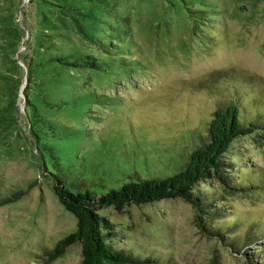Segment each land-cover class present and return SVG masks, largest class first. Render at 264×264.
Returning a JSON list of instances; mask_svg holds the SVG:
<instances>
[{
  "label": "rangeland",
  "instance_id": "obj_1",
  "mask_svg": "<svg viewBox=\"0 0 264 264\" xmlns=\"http://www.w3.org/2000/svg\"><path fill=\"white\" fill-rule=\"evenodd\" d=\"M39 3L0 0V264H46V249L76 229L54 192V175L70 189L98 194L138 176L171 175L200 145L216 108L237 103L242 119L264 117L262 0H88L82 29L60 25L66 35L45 42L41 55L72 50L87 59L83 69L37 70L36 112L55 124L41 135L55 156L42 148V158L23 114L21 59H38L32 32ZM44 76L56 83L51 93L42 88ZM12 79L20 81L12 108L22 126L14 129L2 107ZM222 161L232 185L250 189L199 182L198 189L220 196L222 211L202 219L232 227L231 235L250 230L262 243L249 251L264 259V132L235 139ZM98 213L111 245L137 260L127 264H246L242 253L202 232L180 197ZM81 258L74 242L51 264Z\"/></svg>",
  "mask_w": 264,
  "mask_h": 264
},
{
  "label": "trees",
  "instance_id": "obj_2",
  "mask_svg": "<svg viewBox=\"0 0 264 264\" xmlns=\"http://www.w3.org/2000/svg\"><path fill=\"white\" fill-rule=\"evenodd\" d=\"M262 1L264 3V0ZM88 4V0H40L39 7L36 8V27L33 28L32 32L34 43L39 46L35 50L38 59L26 54H23L21 58L23 59L22 62L25 63L24 76L27 80L24 90L25 113L23 114L26 119V126L33 134L36 151L40 153L42 158H44L43 152H41L42 148L55 156L53 153L54 146L45 142L41 136L46 133L44 132L45 127H55V124L52 118L42 119L40 113L36 112L37 103H40L33 100L36 94L40 93L35 87V82L37 83L39 80L37 70H43L46 67L55 72L59 68L83 69L87 59L80 48V52L70 50L68 54L60 52L43 59H41V55L45 51V42H60L57 38L66 35V33L59 31L60 25L65 28L74 26L77 31L82 29L80 16L84 15L83 10L89 6ZM52 44L50 43V45ZM44 77L46 82L42 88H46L47 92L51 93L56 83L53 79H49L50 77ZM19 83L20 81L17 79L10 80L12 86L9 89V95L6 96L7 102L2 106L7 109L4 113H9L10 127H12L10 129L22 127L20 122L14 121L18 110L12 108L13 98L16 96ZM241 108L242 106L237 103L216 108L206 127H204L206 133L201 136L200 145L190 151L185 164L171 175L163 177L138 176L136 180L125 181L120 187L111 188L105 193L99 194L89 189H70L59 174L54 175V192L59 203L75 216L76 229L59 239L52 248L46 249L45 263L51 264L74 242H79L81 246L80 264L136 263L137 260L131 252L115 248L108 241L109 233H105L102 229L103 225L98 208L108 205L119 206L129 202L140 203L162 198L180 197L193 207L197 225L204 234L217 237L233 253H242L245 256L246 264H264V259L258 256L259 250L249 251L250 246L254 245L252 248H256L262 243L261 239L255 237L250 230L231 235L232 227L222 228L215 224L211 225L210 222L202 219L203 216H211L213 212V215L222 214V211H219L215 204L220 196L207 194V192L196 187L199 182L211 178L224 190H226L225 188H231L235 191L250 189L249 185L237 187L232 185L231 175L223 173L224 161H222V157L229 150L232 142L246 134L264 132V117L255 115L244 120L241 118L244 109ZM48 138L47 136V140Z\"/></svg>",
  "mask_w": 264,
  "mask_h": 264
}]
</instances>
